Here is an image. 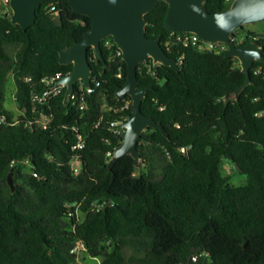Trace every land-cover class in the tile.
I'll return each instance as SVG.
<instances>
[{
	"label": "trees",
	"instance_id": "obj_1",
	"mask_svg": "<svg viewBox=\"0 0 264 264\" xmlns=\"http://www.w3.org/2000/svg\"><path fill=\"white\" fill-rule=\"evenodd\" d=\"M231 2L205 6L217 11ZM167 9L159 0L146 14V33L180 66L138 65L140 86L150 87L141 108L168 132L142 133L143 168L129 154L109 166L125 132L111 122L134 111L131 95L116 94L128 70L113 37L102 40L105 60L88 49L91 92L78 81L75 100L64 102L65 87L38 105L53 115L43 127L30 123L41 115L32 90L72 70L59 51L82 39L92 19L69 0H43L27 29L0 10V264H75L79 243L99 264H264V61L253 62L252 82L226 103L223 95L246 80L239 58L225 55L228 46L216 51L177 40L183 32L166 27ZM233 37L264 47V33L249 24ZM10 78L18 119L4 105ZM78 130L82 148L73 147ZM225 157L247 174L245 183H231Z\"/></svg>",
	"mask_w": 264,
	"mask_h": 264
},
{
	"label": "water",
	"instance_id": "obj_2",
	"mask_svg": "<svg viewBox=\"0 0 264 264\" xmlns=\"http://www.w3.org/2000/svg\"><path fill=\"white\" fill-rule=\"evenodd\" d=\"M43 0H9L12 8L11 19L24 29L31 26L37 17V7ZM159 0H69L78 12L91 17V26L84 31L83 37L60 49L61 63H72V70L60 77L57 84H65L64 102L70 100L76 82L84 81L92 85L93 68L88 55L92 46L98 56L105 60L102 52V40L112 36L122 51L127 63V80L119 85L116 94L119 99L127 94L132 96L134 111L122 122L125 132L122 141L116 145L109 160L112 168L117 160L126 154L134 158L138 168H143L142 154L138 147L142 133L149 127H160L168 136L161 122L146 114L142 108L143 98L149 86H140L138 65L161 63L179 69V60L171 56L163 47L159 37L146 33L149 22L146 14ZM168 3L165 17L166 27L173 32H194L203 40L225 42L228 46L225 55L240 60L246 73V80L223 95L225 102L238 100L243 89L252 82L251 67L255 60L264 61V47L256 40L237 43L233 34L245 24H254L264 20V0H233L228 8L210 11L206 0H164ZM227 157H231L227 154ZM238 169H241L236 163ZM12 189H15L13 171L8 175Z\"/></svg>",
	"mask_w": 264,
	"mask_h": 264
},
{
	"label": "built area",
	"instance_id": "obj_3",
	"mask_svg": "<svg viewBox=\"0 0 264 264\" xmlns=\"http://www.w3.org/2000/svg\"><path fill=\"white\" fill-rule=\"evenodd\" d=\"M53 8H54V6H53ZM182 32L183 33L177 35L176 38H177V40L182 41L185 44H187L189 42H193L195 44H199L202 48L213 49V50H216V51H222V50L226 49V47H227V44L225 42L205 41L197 33L188 32V31H182ZM201 41H203V42H201ZM106 44L108 46H111L112 45V42L110 40H107ZM117 53H122V51H121V49L119 47H118ZM62 76H61V74H57V75H54L52 77H45L43 79V81H44V83L47 86L44 89H42V90H39V89H36V88H34L32 90L33 111L40 110V109H38V105L39 104H49L50 103V100L55 95L59 94L66 87V85L63 84V83L57 84L58 79H60V77H62ZM79 82H81L80 88H82V86H85L86 89L89 92H91L93 90V87H94L93 86V78H92V85L91 86H87L84 83V81H82V80H79ZM95 83H96V85H99L100 84V81L99 80H96ZM77 96H78V94H76L73 91V93L71 94L70 99L75 100L77 98ZM160 108L162 109L163 106H160ZM40 114L41 115L39 117L32 118V120H30V123H34L35 122V123H38L40 126L46 127L48 125V123L52 120L53 115L50 114V113L45 112L44 110H40ZM2 119H3V117H0V120H2ZM122 122L123 121L114 120V121L111 122V125L113 127L123 126L122 125ZM120 130L121 129L118 128V131H120ZM85 141H86L85 136L78 130L77 131V141L73 145V147L74 148H82L85 145ZM182 150L184 152H187V148L186 147H183ZM75 159L73 160V164H74V161H76ZM75 163H77V161ZM75 169L78 170V167H75ZM79 245H82V247L84 249H86V247L84 246V244L79 243L73 249L77 254H78L77 248H78Z\"/></svg>",
	"mask_w": 264,
	"mask_h": 264
},
{
	"label": "rangeland",
	"instance_id": "obj_4",
	"mask_svg": "<svg viewBox=\"0 0 264 264\" xmlns=\"http://www.w3.org/2000/svg\"><path fill=\"white\" fill-rule=\"evenodd\" d=\"M233 1V0H232ZM0 10L2 12H12V8L10 6L9 0H0ZM249 27L254 29L258 33H264V20L249 24ZM242 33H238L239 38H242ZM15 83L13 78H10L7 82V88H6V100H5V108L9 111L14 112L16 115V119L20 118L21 109L17 105L15 101ZM74 166L79 168V165L75 163ZM237 167L234 165L233 161H231L229 158L225 157L223 159V171L226 174H230L232 176L231 183L233 184H243L247 181V174L244 172H240ZM78 257L75 262V264H99L100 259L95 256H90L86 252V250L82 247V245H79L77 248Z\"/></svg>",
	"mask_w": 264,
	"mask_h": 264
}]
</instances>
